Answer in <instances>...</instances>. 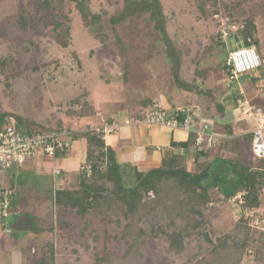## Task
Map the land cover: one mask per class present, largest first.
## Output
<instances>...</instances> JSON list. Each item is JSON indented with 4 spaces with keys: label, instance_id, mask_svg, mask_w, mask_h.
Segmentation results:
<instances>
[{
    "label": "rangeland",
    "instance_id": "obj_1",
    "mask_svg": "<svg viewBox=\"0 0 264 264\" xmlns=\"http://www.w3.org/2000/svg\"><path fill=\"white\" fill-rule=\"evenodd\" d=\"M41 1L0 0V61L8 56L16 57V70L20 71V74L10 78L8 86L7 75L12 71L3 72L0 69V115H7L6 121L10 120L14 126L19 127V120L24 119L34 125L63 127L80 133L95 130L112 115L133 117L144 112L147 108L145 103L150 100L163 104L165 101L176 103L174 105L189 104L196 111L198 108L194 104H201L208 111L220 112L222 106L219 101L229 97L240 107L239 89L224 71L223 62L229 51L239 45L235 36L237 29L246 20H255L257 10L264 6V0H218V6L214 4L206 15L200 12L196 0H160L168 35L174 47L183 52L179 71L182 82L174 73V63L167 54L162 32L148 24L147 14L118 25L112 23V16L123 10L125 0H90L92 12L100 18L89 25L85 24L76 4L65 0L64 12L68 18H62L59 26L54 14L42 9ZM215 9L216 12H213ZM66 29L70 37L69 44L65 46ZM202 69L206 70L205 75L201 74ZM186 84L192 88H186ZM246 96L249 98L247 93ZM253 101L264 106L255 99ZM86 103L96 109L89 117L81 115ZM80 146L81 152L64 162L69 174L76 173L84 161L86 146ZM215 148L211 150L213 153L223 154L227 150L225 147ZM31 160L36 161L37 167L29 174L23 166ZM28 161L0 173V176L10 177L18 191L13 208L31 203L32 190L37 187L43 189L49 184L54 160L40 154ZM251 161L260 164L259 161ZM74 180V188H77L79 175ZM73 183L72 186L75 185ZM124 183L133 186L136 177L126 173ZM262 198L264 203V191ZM32 210L30 205L28 212ZM60 212L59 217L71 219L77 230L82 228L84 221L77 214ZM217 213H220V220L217 221L221 222V226L210 228L209 217L216 220ZM27 214L25 210L22 219L29 223ZM242 215L248 218L244 221L251 229L247 254L240 264H264V204L244 214L228 202L210 204L205 210L204 222L185 232V245L193 248L213 245L231 231L243 241L246 229ZM125 221L122 219L118 223L113 220L106 227L102 222L95 223L100 236L95 246L97 251L102 250L105 243L106 228L113 235L109 246L128 247L123 240L119 239L120 244L116 243L114 237L123 230ZM141 224L145 232L141 236L135 228L136 242L133 245L139 247L131 251L133 254L128 261L133 264H164L161 257L163 251L158 245H171L168 233L179 231L184 221L163 206H158L143 218ZM14 232L13 228L11 236L15 235ZM31 235H34L32 231L19 244L23 245L20 255H15L12 249L0 251V264L30 263ZM40 236L48 238L50 235L44 233ZM52 238L57 240L56 233H52ZM57 241L59 245H66L63 239ZM88 248L90 250L94 245ZM89 257L88 264H91L93 257L92 260ZM195 257H189L185 264H194ZM60 262L63 264L64 260L60 259Z\"/></svg>",
    "mask_w": 264,
    "mask_h": 264
},
{
    "label": "trees",
    "instance_id": "obj_2",
    "mask_svg": "<svg viewBox=\"0 0 264 264\" xmlns=\"http://www.w3.org/2000/svg\"><path fill=\"white\" fill-rule=\"evenodd\" d=\"M69 1L76 4V8L86 25L100 18V15L92 12L90 0ZM196 4L200 12L206 15L211 12V8H214L213 5L217 4L218 6L219 2L218 0H196ZM65 6V0L41 1L42 9L54 14L57 19V26L61 25L62 18H68L64 12ZM163 10L160 0H125L123 10L112 16V23L118 25L125 20L147 14L148 24L162 32V37L167 43V54L174 63V73L182 82L179 71L183 52L174 47L168 35ZM21 21L25 22V19ZM64 35L66 39L63 43L66 46L69 44L70 37L68 29L65 30ZM235 36L239 45L233 49L255 47L258 43L255 20H246L237 29ZM16 66V57L8 56L0 61V69L3 72L9 69L12 71L10 75H7L6 84L8 86L11 84L10 78L15 74H20V71L16 70ZM223 69L229 75L225 60ZM201 71L202 75L207 73L206 70L202 69ZM184 86L192 88L190 84ZM155 103L154 100H150L149 103H145L147 104L145 109L152 108ZM257 106L264 109L262 105ZM95 111V107L86 103L81 115L89 117ZM136 116L142 117V113H138ZM6 120L7 115H0V126L10 122V120ZM19 121L20 126L16 128L21 131H69L63 127L49 128L38 124L36 126L24 119ZM113 121L112 118H108L106 122ZM70 131L72 142L80 137L87 141L85 163L78 174L80 177L79 186L77 188H54L51 185L35 195V212L29 215L31 230L37 237L32 264H56L55 242L53 240L43 242L38 239L39 235L44 232L56 233L59 239H75L84 242L83 245H92L88 241L89 236L96 242L100 239L99 235H95L98 229L94 225L97 221L102 222L106 227L113 220L119 223L125 219L123 230L114 234V237L125 242L128 249L123 257L130 258L131 251L135 247H137L136 249L139 247V245H133L136 242L135 228H138V233L142 236L145 232L141 224L143 218L153 213L158 206H163L172 215L184 221V225L179 231L168 233L171 247L180 248V251H184L186 249L185 232L192 227L200 226L204 222L205 210L210 204L228 202L232 206L240 208L243 214L251 209L260 208L264 204L262 198L264 156L256 157L252 153V132L242 138H230L221 143L208 145L205 142L201 148H198L195 145L196 132L191 131L187 140L172 141V145L183 150V152L178 151L173 156L164 158L160 167L146 172L136 170L134 174L136 184L129 187L124 183L125 172L117 160L116 151L111 145L105 143L101 132L93 129L80 133ZM216 146L218 148L225 147L227 150L211 159L210 150ZM69 150L62 152L59 157L66 156ZM192 152L194 158L190 161L189 157ZM252 159L259 161L260 164H254ZM86 167H90V173H87ZM242 192L244 193L243 201H240L239 198L234 202L229 201ZM15 200L13 191L10 210H12ZM60 210L77 214L84 221L82 229L77 230L70 220L58 217L56 212ZM241 218L246 229V236L243 237L244 239L242 238L243 241H240V238L237 239V235L231 231L213 243L209 251L211 258H195L194 264H240L243 262L250 243L251 228L248 222L244 221L246 217L242 215ZM4 220L5 218L1 216L0 212V221L3 223ZM112 236L106 228L103 237L105 250L96 252L93 264H117L119 259H123L121 257L114 258L118 253L109 247Z\"/></svg>",
    "mask_w": 264,
    "mask_h": 264
},
{
    "label": "crops",
    "instance_id": "obj_3",
    "mask_svg": "<svg viewBox=\"0 0 264 264\" xmlns=\"http://www.w3.org/2000/svg\"><path fill=\"white\" fill-rule=\"evenodd\" d=\"M255 25H256V36L258 39V43L256 44V48L258 49L261 57H262V65L256 69L255 71L250 72V74L243 75L239 81L242 82L239 83L244 90H246V93L248 94V99L252 101L251 103L255 104L253 101L254 99L258 102H261L264 104V6L261 9H258L255 16ZM249 90V91H248ZM160 102L165 108L172 109L173 107H177L179 105H174L176 103H169L165 101V104ZM157 104V102L155 103ZM219 104L222 106V110L220 112H216L214 110L208 111L204 109V107L201 104H194L198 108V117L197 122L198 124H203V122L209 124L208 129V135L206 136V139L211 135L214 138V144L219 142L220 140L225 141L230 138H242L246 134H251L252 130L255 127V121L246 115H244L241 111V108L238 107V104L234 99L224 98V100H220ZM183 105V104H181ZM257 105V104H255ZM155 106V105H154ZM147 109L142 113V117L132 115L131 116H116L112 115L111 118L120 123V129L114 133L108 134L107 136H103V139L105 140V143L107 145H111L114 150L116 151V156L118 162L121 164L122 169H124L125 174L132 173L135 174V171H141L146 172L151 169L160 167L162 164V161L166 157L173 156L176 152L180 151L183 152V150H179L175 148L172 145V141H185L190 136V131L186 129H173L168 126H159L155 125L152 127H149L145 122L144 118L146 114L154 108ZM216 106V105H215ZM139 113V114H141ZM130 119L132 120L131 123H127L126 121ZM107 123V122H106ZM106 123H103L101 126L105 125ZM234 132V133H230ZM219 140V141H218ZM76 142L79 144L76 145ZM81 145L86 146L85 149V156L84 161L82 162L80 168H78L76 173L69 174L65 165V161L67 159L72 158L74 155L81 152V150L78 147H81ZM212 150V149H211ZM210 150V151H211ZM86 152H87V141L83 137L78 138L77 140L73 141L72 147L66 153V156H61L53 163V167H51L52 172L50 174L49 184L42 189V187H37L36 189L32 190V204L28 203L27 205L24 204V207L22 208H12L10 210V216L8 220L11 223V230L10 232H6L3 223L0 221V251L3 250H14L15 255H20V250L23 247V245H19L23 238H26L25 235L31 234V224L28 223L24 219H22L23 212L27 211V217L29 220V215L31 213L35 212V206H34V197L37 193L47 189L49 186H53L54 188H74L76 186L75 184V178H77V175L80 173V170L85 163L86 159ZM217 153H213L211 151V157L215 158L218 156ZM194 158L193 152L190 154V161H192ZM60 163V164H59ZM54 165L56 167H59L62 169V172L58 175H55L53 172ZM20 166V165H19ZM37 167L36 161L33 162L28 161L26 164H24L23 169L27 173H32L35 168ZM50 169V170H51ZM4 177V178H1ZM74 181V183H73ZM11 182L10 177L6 176H0V188H11L15 195L18 192L14 186V183ZM72 183L74 186H72ZM33 208L32 212H28V210ZM217 211V210H216ZM222 212V211H221ZM60 211L56 212V215L59 217ZM224 213V212H222ZM221 213V214H222ZM65 214H68L65 212ZM220 213H217L216 220L214 217L210 216L209 220L210 223L208 226L213 229H218V226H221V222L217 221L220 220L219 218ZM61 218V217H60ZM223 218V217H222ZM68 219V218H63ZM24 220V221H23ZM70 220L72 223L73 221ZM212 225V226H211ZM83 227V225H82ZM14 228V236H11ZM95 228L97 229V226L95 225ZM209 228V229H210ZM82 228L78 229L81 230ZM31 230V231H30ZM33 233V231H32ZM48 233L50 236L48 238H43L40 235ZM39 235V238L41 241H49L53 240L55 242L56 247V264H61L60 259L62 261L64 260L63 264H88V259L91 256V260L93 257V260L90 261L91 264L94 263V255L97 252V249L95 246L97 245L96 240L92 239V237L89 236V242L90 244L94 245V251L93 255H91L92 249L89 250V245H83L82 242H79L75 239H66L64 238L63 243L66 245H59L58 239L52 238V233L44 232ZM34 234V233H33ZM117 234V233H116ZM95 235H98V230L95 232ZM38 236V235H37ZM33 245L31 247L32 251V260L28 264H32L34 261V248L36 246L37 237L36 235H31ZM27 239V238H26ZM116 243L120 244L119 239L116 238ZM121 240V239H120ZM145 246V245H144ZM161 251V257L164 259V264H185L189 257H194L196 259L199 258H211V255L209 251L211 250L212 245H197L195 248L192 246L186 245V249L184 251H180V248H172L171 245H158ZM104 247V248H103ZM112 250L117 251V256L114 258L121 257L122 260L119 259L117 261V264H133L129 262L128 257H123L125 252L127 251V248L124 249V247H120V245H110L109 246ZM105 250V245L102 246V250L98 252H102ZM132 255V253H131ZM114 256V255H113ZM186 257V259H184Z\"/></svg>",
    "mask_w": 264,
    "mask_h": 264
},
{
    "label": "built area",
    "instance_id": "obj_4",
    "mask_svg": "<svg viewBox=\"0 0 264 264\" xmlns=\"http://www.w3.org/2000/svg\"><path fill=\"white\" fill-rule=\"evenodd\" d=\"M224 34H227L224 32ZM225 36V35H224ZM227 36V35H226ZM262 57L254 46L241 47L230 50L225 58V65L229 72L230 81H234L239 89L238 103L242 113L251 117L255 121V127L252 130V153L256 157L264 156V109L257 106L247 98L244 88L238 83L239 79L247 72H252L262 65ZM198 113L194 106L183 104L175 107V109H167L160 102L155 104L150 110L144 122L149 126H168L173 129H186L196 132V147L201 148L207 142L208 145L214 143L213 136L208 135L209 124H198ZM127 123L132 120L128 119ZM120 123L113 121L107 122L103 126L94 129L101 132L103 136L114 133L120 129ZM71 131H21L14 126L12 122H7L0 126V173L6 172L15 166L26 163L31 157L37 155H45L54 160L59 155L72 147ZM90 173V167L85 168ZM53 172L58 175L62 169L54 165ZM13 190L11 188H0V212L5 218L3 225L6 232H10L11 223L8 220L10 216V206ZM244 193H238L229 201L234 202L237 198L243 201Z\"/></svg>",
    "mask_w": 264,
    "mask_h": 264
}]
</instances>
